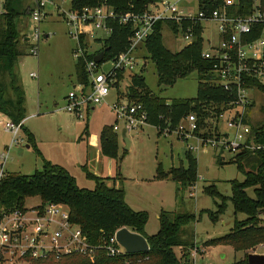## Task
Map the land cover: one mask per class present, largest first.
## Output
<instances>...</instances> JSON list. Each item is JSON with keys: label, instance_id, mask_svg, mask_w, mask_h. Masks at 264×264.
<instances>
[{"label": "trees", "instance_id": "obj_1", "mask_svg": "<svg viewBox=\"0 0 264 264\" xmlns=\"http://www.w3.org/2000/svg\"><path fill=\"white\" fill-rule=\"evenodd\" d=\"M25 0H5L3 12L0 14V113L13 122L23 123L26 118V94L18 83L16 67L18 60L24 55L21 42L24 40L18 28L17 21L23 16L30 15L24 7ZM161 0H71V9L80 12L85 7L106 5L112 7L117 15L132 13L143 15L157 5ZM224 0H200V8L208 11L215 10ZM264 10V0H260ZM254 0H238V6L231 9L232 13L245 16L254 10ZM190 23H185L184 28ZM112 27L111 34L104 40L98 39L103 46L100 52L92 54L86 51L88 60H92L105 51V59L115 60L130 47L134 35V24H120L118 20L108 23ZM167 25L174 33H179V27L172 21H159L154 25L153 32L145 42L144 47L148 57L156 67L158 86L172 87L179 79L186 78L193 71L200 76L197 96L194 99H166L155 94L147 85L143 74L131 76L127 97L130 102L142 103L149 114L150 125L155 127L158 135H163L166 128L171 131L177 128L190 114L199 117L202 127L206 125V118L210 112L221 113L228 102V94L213 86L209 80L212 63L202 58L204 41L202 28L195 29L196 40L179 52H171L163 42V28ZM86 47V46H85ZM87 48V47H86ZM76 78L79 83H87L88 77L85 61H76ZM9 78L10 88L15 99H8L3 79ZM121 77V76H120ZM264 93V84L253 83ZM264 113V108H263ZM28 139V145L33 147L38 155L42 153L36 146L35 137L23 125ZM88 126H86V131ZM255 142L264 145V124L252 128ZM119 136L114 125L104 126L100 133L101 155L112 160L119 159ZM255 157L256 165L252 171L246 172L243 162ZM43 158V156H42ZM186 166L171 168L168 171L158 165L156 178L171 180L182 187H195L198 179V160L191 151H186ZM220 161V159L218 160ZM221 162V161H220ZM228 164H237L238 170L245 175V180L231 181L232 195L224 197L215 186H205L204 193L222 202H216L217 212H210L214 221L219 220L227 208L230 200L235 215L244 214L245 220H235L231 231L219 238L209 240L205 246H228L236 253H244V259L233 264H248L249 254H259L260 245L264 243V149L257 152H243L236 155ZM83 171L87 179L96 184L92 190L81 188L77 180L64 167L53 164L43 158L42 170L32 175L6 172L0 181V212L24 208L30 199L38 198L42 204H62L70 212L71 221L78 225L88 237L89 242L102 247L111 234L122 228L143 235L149 244L150 251L142 254H125L120 257H108L104 249L97 251L96 258L91 261L86 256H68L61 261L37 262L35 264H193L190 261V250L195 246L181 240L183 228L196 221V215L172 214L163 211L159 216V231L152 236L146 234L145 229L149 215L145 211L133 210L125 201V190L115 186H108L106 180L94 176L86 166ZM121 176V175H117ZM252 190L253 196L249 194ZM182 248V258H178L175 248ZM189 248V249H188Z\"/></svg>", "mask_w": 264, "mask_h": 264}, {"label": "rangeland", "instance_id": "obj_2", "mask_svg": "<svg viewBox=\"0 0 264 264\" xmlns=\"http://www.w3.org/2000/svg\"><path fill=\"white\" fill-rule=\"evenodd\" d=\"M3 1L5 0H0V11ZM30 1H25V8ZM55 1L65 10L71 8V0ZM164 1L173 2V0ZM178 7L180 10L189 9L194 13L198 11L197 0H191L190 4L183 1L178 4ZM46 11L47 15L40 25V30L49 38L43 37L40 41L39 58H34L30 54L33 43L26 44L22 40L20 47L24 55L19 58L16 67L18 83L26 94L24 123L26 128L34 133L36 146L43 158L64 167L76 178L81 188L92 190L96 186L95 182L87 179L82 171L84 163L88 161V165L85 166L95 176L115 177L109 181L104 178L107 181H105L106 184L113 186V179L116 184L121 183V188L127 192L129 203L137 209L135 211L148 213L149 220L145 231L150 236L159 231V216L163 211L172 214H195L196 221L183 228L181 240L189 245L194 244V246L205 249L207 253L198 260V264H233L242 261L244 253H236L231 247L205 246L207 241L228 234L236 219L240 221L246 219L244 214L235 215L233 205L228 200L226 211L219 216L217 222H214L208 211L217 212L216 202L221 203L222 201L204 193L205 186H215L224 197H231V181L243 182L245 180V175L238 170L237 164H228L236 155L229 152L220 153L219 150L210 146L201 148L198 152L191 151L198 160V179L194 188L182 187L171 180L157 179V168L159 164L165 171L179 168L182 165L186 166L185 153L189 150L188 145H196V140L186 142L175 133L167 136L163 133L159 136L157 129L151 125L139 131L126 133L124 124L119 123L116 130L120 145L118 161L102 156L97 141L102 121L112 117L106 107L112 99H116V90L112 92L113 97L110 98L109 103L99 106L103 109L98 107L96 113H91L84 120H78L65 111L66 98L77 86L76 60L73 56L76 42L69 37L68 29L56 7L49 5ZM17 23L22 33L32 34L35 24L29 15L23 16ZM162 34L164 45L171 52L176 53L187 47L182 34L174 33L167 25L164 26ZM105 38H107V33L102 31L95 32L94 37H88L89 51L95 54L100 52L103 44L98 39L104 40ZM203 39L205 50H209L212 45H218L219 35L215 24H204ZM137 54L138 72L141 71L140 74H143L148 87L155 94L169 102L174 99L196 98L200 82L197 71H193L184 79H179L172 87H159L154 63L149 58L144 59L148 57L145 47H141ZM142 62L145 63L143 68ZM111 67L112 62L109 60L102 66V70L108 71ZM32 74H36L37 77H32ZM9 81L8 76H5L2 85L8 93V99L14 100ZM130 84V79L125 78L121 89L117 92L120 99L128 100L127 88ZM249 98L252 102V107L248 112L249 123L252 128H258L264 124V93L252 90L249 92ZM7 121H9L7 116L0 115V174L15 172L32 175L37 170H42L43 158L33 147L27 148L28 139L25 131L19 132V143H14V137L4 127ZM87 121H89V139L81 136L88 124ZM125 138H128L131 143L128 150ZM88 154H90V159H88ZM219 159L221 162L218 161ZM255 161V157H250L249 160L246 159L243 162L246 172L253 170L256 165ZM80 166H83L82 169ZM248 192L253 196L252 190ZM38 203H40L39 199L34 198L28 200L26 206L30 207ZM174 250L181 259L182 248L177 247ZM258 253L264 254V248L259 249Z\"/></svg>", "mask_w": 264, "mask_h": 264}, {"label": "built area", "instance_id": "obj_3", "mask_svg": "<svg viewBox=\"0 0 264 264\" xmlns=\"http://www.w3.org/2000/svg\"><path fill=\"white\" fill-rule=\"evenodd\" d=\"M183 1L191 3V0H161L143 15H117L113 8L105 4L85 7L76 12L57 6L54 0H34L30 11L35 24L28 39L33 43L30 54L39 58L40 41L43 37L49 38L41 32L40 25L47 15V7L54 5L68 29L69 37L76 42L74 59L85 61L88 77L87 83L77 82L75 89L69 93L65 111L78 120H84L91 109L109 103L112 92L116 90V99L108 104L117 121L115 131L118 124L123 123L125 132L132 133L150 125L149 114L142 103L120 99L117 92L125 78L131 79V76L141 72H138L137 53L152 34L154 25L159 21L175 22L185 46H189L196 40L197 26L202 28L203 36L204 24L213 23L218 31L219 43L209 50L204 48L202 58L212 63L209 82L228 94L225 110L217 114L209 111L210 117L206 118L204 127L200 125L197 115L190 114L174 130L166 128L164 134L175 133L186 142L196 140V145H188L192 152L208 146L220 153L234 155L263 150L264 145L255 142L248 119L252 107L249 92L261 91L253 83L264 84V10L260 0H254V10L245 16L231 12L233 7L238 6V0H224L219 8L211 11L201 9L200 0H197V13L189 9L180 10L178 4ZM2 12L3 6L0 14ZM116 20L123 25L134 24L135 32L129 49L111 61L112 67L108 71H103L104 60L97 63L94 59H87L88 37H94L98 31L106 32L108 37L112 32L108 23ZM185 23L190 24L184 28ZM144 66L142 62V68ZM32 77L36 78L37 75L32 74ZM23 125L24 122L17 124L11 119L4 124L16 144L19 143L18 134L23 130ZM3 176L4 173H1L0 181ZM262 248L264 243L260 245ZM100 249H104L111 258L127 254L115 237L109 236L102 247L92 245L83 230L71 221L69 210L62 204L40 202L30 207L0 212V264L57 262L75 255L94 261ZM206 253L205 249L195 246L190 252L191 262L198 264Z\"/></svg>", "mask_w": 264, "mask_h": 264}, {"label": "water", "instance_id": "obj_4", "mask_svg": "<svg viewBox=\"0 0 264 264\" xmlns=\"http://www.w3.org/2000/svg\"><path fill=\"white\" fill-rule=\"evenodd\" d=\"M104 59L105 51H102L94 58L97 63H102ZM126 143L128 150L130 147V141L127 139ZM27 148H30V146L27 145ZM110 237H115L119 245L127 254L135 255L150 251L147 239L143 235L132 232L128 228H122L118 230L115 235L111 234ZM222 257L224 258L225 256L223 255ZM247 260L248 264H264V254H249Z\"/></svg>", "mask_w": 264, "mask_h": 264}, {"label": "crops", "instance_id": "obj_5", "mask_svg": "<svg viewBox=\"0 0 264 264\" xmlns=\"http://www.w3.org/2000/svg\"><path fill=\"white\" fill-rule=\"evenodd\" d=\"M26 1V0H25ZM25 1H24V5H25ZM55 1V0H54ZM64 1H66V0H64ZM4 2V1H3ZM54 3H56V1L54 2ZM56 5H57V3H56ZM33 6H34V0H31L30 1V4L27 6V8L29 9V11H31L32 10V8H33ZM57 6H59V5H57ZM25 7V6H24ZM30 16V15H29ZM21 36H23L24 37V41L26 42V44L29 42V36L30 35H28L26 32L24 33H21ZM97 108L98 107H95V108H93V109H91V111L89 112V114H88V116H90V114L92 113V114H94V113H96V110H97ZM99 108H102V107H99ZM103 109V108H102ZM106 109H108L109 110V112H110V114L112 115V117H111V119H107V120H104V121H102V125H101V129H100V133H101V130H102V128L104 127V126H112V125H115L116 124V118H115V116H114V114L112 113V111L109 109V107H108V105H107V107H106ZM103 111V110H102ZM88 116H87V118H88ZM87 126H88V129H87V131L85 130L86 129V127L84 128V130H83V132H82V135L81 136H85L86 137V139H89V135H90V133H89V121H87ZM24 126H25V123H24ZM26 127V126H25ZM28 131L29 132H31L29 129H28ZM32 133V132H31ZM32 135L35 137V135H34V133H32ZM81 136H80V138H81ZM82 139H83V137H82ZM81 139V140H82ZM128 138H125V141L127 140ZM129 140V139H128ZM130 141V140H129ZM97 144H98V148L100 149V134H99V137H98V141H97ZM131 144V143H130ZM31 148V147H30ZM92 151V150H91ZM88 159H90V154H88ZM88 163H89V161L88 162H86V163H84V166L85 165H88ZM83 167V166H82ZM82 167L80 166V168L82 169ZM88 170L90 171V169L88 168ZM83 171V170H82ZM84 172V171H83ZM91 172V171H90ZM92 173V172H91ZM93 174V173H92ZM94 175V174H93ZM95 176V175H94ZM113 176H106V177H101V178H107L108 179V181L112 178ZM113 178H115V177H113ZM124 179V178H123ZM107 182V181H106ZM113 186H115V187H117V188H120L121 187V183H118V184H116L115 183V180L113 179ZM90 190V189H89ZM125 190V189H124ZM125 201H126V203L133 209V210H137V209H135L130 203H129V201H128V196H127V192L125 191ZM146 232V231H145ZM146 234L148 235V233L146 232ZM150 236V235H149Z\"/></svg>", "mask_w": 264, "mask_h": 264}]
</instances>
